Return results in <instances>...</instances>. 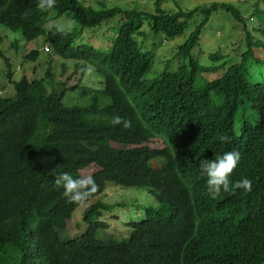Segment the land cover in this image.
<instances>
[{
	"label": "trees",
	"instance_id": "1",
	"mask_svg": "<svg viewBox=\"0 0 264 264\" xmlns=\"http://www.w3.org/2000/svg\"><path fill=\"white\" fill-rule=\"evenodd\" d=\"M260 4L264 7V0H256L246 18L226 3L168 12L162 0H156L154 13H139L95 10L78 0H54L45 9L39 0H0V26L20 32L28 42L44 37L42 51H49V64H63L59 77L70 72L66 64L72 62L76 67L68 81L81 64L104 80L90 106H66L51 67L39 78L37 68L29 77L22 66L21 78L14 81L16 69L3 55L0 37V58L13 92L6 96L0 91V264H264ZM220 11L242 25L243 38L235 55L211 54L212 65L204 66L207 61L195 59L192 52ZM63 16L80 29H45L50 20ZM117 17L116 26L106 25L104 45L86 44ZM145 21L154 36L166 41L193 29L166 62L176 61L179 67L163 70L150 82L145 78L154 57L138 42ZM86 29L97 30L85 35ZM41 49L38 44L22 64L36 63ZM221 71L213 80L204 78ZM116 117L129 121V127L114 124ZM220 135L229 140L221 142ZM231 150L238 151L240 159L228 177L230 191L210 198L199 165ZM89 170L94 171L97 189L82 201H69L63 186L54 183L61 172L80 178ZM242 177L251 180V190H232ZM109 183L147 188L163 207L146 210L145 217L129 225L125 237L101 238L99 230L106 225L95 219L113 207L100 201ZM84 204H90L80 223L84 230L79 224V234L65 236L68 222Z\"/></svg>",
	"mask_w": 264,
	"mask_h": 264
},
{
	"label": "rangeland",
	"instance_id": "2",
	"mask_svg": "<svg viewBox=\"0 0 264 264\" xmlns=\"http://www.w3.org/2000/svg\"><path fill=\"white\" fill-rule=\"evenodd\" d=\"M86 7H92L95 10H104L119 8L124 11H136L145 13H154L156 0H78ZM212 3H226L234 6L241 11L246 18H248L254 10L256 0H162V9L168 12H177L179 10H191L198 6L210 5ZM261 11L264 14V7L260 4ZM120 22V17L115 18L109 24H104L99 32L104 30V34L97 32L99 38L92 34L90 41L86 42L87 45H94L99 47V44L103 45L107 34L105 31L106 25L116 26V23ZM143 32L145 33L141 38L138 39L139 45L142 47V51H149L153 57L152 67L149 73L146 75L145 80L150 82L157 78L165 69L175 71L180 64H166V62L172 58L177 52L178 47L182 45L189 35L193 32L187 30L184 36L166 41L164 36H154L151 30L147 27V22H144ZM58 28L59 30L73 31L80 29L79 24L70 19V17L63 16L59 19L50 20L46 25L45 29L48 31L51 28ZM118 27V26H117ZM242 25L234 21L229 15L220 11L212 17L210 23L203 30L199 44L197 48L192 52L195 59L200 60L207 64L204 66L212 65L209 64L208 57L211 54H218L219 56H231L235 55V50L239 49V42L242 41ZM97 29H86L84 34L93 32ZM116 32V29H114ZM113 32V31H112ZM115 32L114 35H115ZM256 33V32H255ZM0 37L3 39L1 46L3 55L10 61V64L16 69L14 81H19L22 76V66L25 68V72L29 77H32L35 69L37 68V74L39 78H43L49 67L52 69V73L57 77L54 78L55 82H58V91L63 95V103L69 107H81L85 108L93 103V97L96 94V89L100 88L98 83L102 80L103 89V78L94 72L92 69H84L78 67V74L71 78L72 72L75 71L76 64H70V72L63 77H59L60 67L63 64H49L50 54L43 50L44 37L33 42L26 41L20 32H12L7 28L0 26ZM29 44V45H27ZM38 44L41 45V54L36 63L24 65L23 60L27 54L34 51ZM144 46V47H143ZM45 49V48H44ZM98 49V48H97ZM40 60V61H39ZM25 61V60H24ZM57 61V59H56ZM57 63V62H56ZM221 63V61L219 62ZM217 65H220L217 63ZM225 70V69H224ZM224 71L218 74H209L204 78L209 81L222 75ZM81 80V82H80ZM63 82V83H62ZM64 82L68 85L65 86ZM12 83L7 80V68L5 60L0 58V91L6 96H12ZM76 87L71 90L69 88ZM88 88L89 90L84 93L82 90ZM50 90V88L48 87ZM106 102V101H104ZM244 108H241L236 116L235 121V132L237 135L240 134V120L243 119ZM251 121L253 117L251 116ZM94 171L89 170L84 176L91 175ZM83 176V177H84ZM109 188L105 192V195L100 199L103 203L113 206L109 211L103 212V214L95 219L96 221L102 222L106 225V229H100L98 235L101 238L112 237L115 239L125 237L129 232V225L145 217L146 210L150 208L161 209L163 206L157 202L153 193L147 188H121L115 187L113 184H108ZM99 200V199H98ZM95 203V201L93 202ZM91 203V204H93ZM90 205V204H88ZM81 206L74 213L71 221L68 222L65 231V236L74 237L79 234L78 225L82 221V215L85 208L88 206ZM161 207V208H160ZM164 214H167V209H163ZM84 230V223L80 224Z\"/></svg>",
	"mask_w": 264,
	"mask_h": 264
},
{
	"label": "clouds",
	"instance_id": "3",
	"mask_svg": "<svg viewBox=\"0 0 264 264\" xmlns=\"http://www.w3.org/2000/svg\"><path fill=\"white\" fill-rule=\"evenodd\" d=\"M54 0H39V7L41 9L51 8ZM59 30V29H58ZM114 124H122L124 128L129 127V121L121 120L116 117L113 120ZM218 139L221 142H227L229 137L220 135ZM240 159V153L236 150L226 151L222 155H217L214 159L205 160L199 167L201 174L206 177V191L210 198H215L221 191H230L229 175L236 167ZM54 183L58 186H63V195L71 202L82 201L87 195L93 193L97 189L95 180L91 175L73 178L67 172H61L58 176L54 177ZM251 180L242 177L240 180L232 184V190L241 188L244 191L251 190Z\"/></svg>",
	"mask_w": 264,
	"mask_h": 264
}]
</instances>
